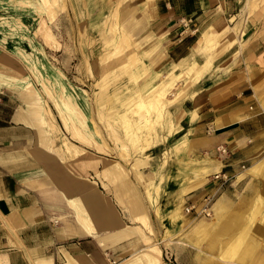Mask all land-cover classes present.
Returning a JSON list of instances; mask_svg holds the SVG:
<instances>
[{
  "label": "crops",
  "instance_id": "1",
  "mask_svg": "<svg viewBox=\"0 0 264 264\" xmlns=\"http://www.w3.org/2000/svg\"><path fill=\"white\" fill-rule=\"evenodd\" d=\"M45 2L51 18L75 21L82 45L94 44L86 53L103 57L106 49L107 59L123 61L114 75L102 74L95 92L146 102L163 95L158 110H146L150 118L165 105L166 121L159 143L145 153H137L138 143L129 153L96 148L90 101L76 96L88 91L35 40L54 47L60 60L64 45L49 26L38 25L31 36L22 7L20 43L0 53V76L8 80L0 84V264H168V254L184 264L183 252L205 240L209 252L199 264H264V251L251 257L260 244L253 233L264 234V166L256 175L246 171L264 161V0H68L66 10L64 0ZM189 18L185 29L181 20ZM57 20L62 35L67 27ZM120 136L128 141L124 129ZM220 172L235 176L231 185L212 179ZM251 185L260 190L256 219L226 196L240 197ZM220 194L223 209L213 206L214 218H201L188 240L173 242L193 217L185 204Z\"/></svg>",
  "mask_w": 264,
  "mask_h": 264
},
{
  "label": "rangeland",
  "instance_id": "2",
  "mask_svg": "<svg viewBox=\"0 0 264 264\" xmlns=\"http://www.w3.org/2000/svg\"><path fill=\"white\" fill-rule=\"evenodd\" d=\"M4 1H7L9 6H6L5 8L2 7ZM68 4V0H64V10H66ZM48 4L47 2H45V0H0V53L5 51L7 54H9L11 49H15L14 51H16V47L17 45H15V43H20V37L22 36V24H21V8L25 7V9H27V11H29V14L27 15L28 17V21H26L25 23H23V25L27 26V24L29 25V34L31 36H33V34L35 33L34 28H36L38 25L44 28H47V26H49L50 30L55 34L56 39L61 41V44L64 45V48L62 49V51H60V54L63 53V57L62 60L57 59L56 55H54L53 49L54 47L52 46H46L43 44V41L38 37L37 40H35L36 44H41L40 46H44V51L47 55V59L50 61V63H52L55 67L59 68L68 78V80L76 85L78 88L81 87L83 89H86L88 92L83 95L80 94H76L77 98L79 100H84V98L88 101H90V113L92 116V123L91 125L93 126V123L95 122L94 120L96 119V121L98 123H100L98 125L99 129H100V135L102 137L103 140L106 141L107 145L109 146V152L110 153H117V151H119V153H129V144H127L126 147L123 148V144H122V137L120 136V134L122 135L123 129H124V136L127 134H129V130L130 127L132 126V120L133 117L138 118L137 114L135 113H128L125 114L123 116H121L120 122H118L119 124L122 122L123 125L120 124V128H119V136L121 138V141H118V145L116 144V142L114 141V137L113 134L111 132V129L108 128L107 125H103L104 121L102 122V118L107 117L108 115L110 116H114L115 115H111L108 113L109 110V106H107L108 102H105L104 100L106 99V97L109 95L107 94L105 97L101 96L102 94H99V92H95L98 88L99 85L102 83V79H99L102 74H108L109 76H112L115 74V71L117 69L118 64H122L123 61L122 60H118V59H107L106 57H108V55H105V53H107V50L104 49L103 53V57L100 54V50L99 51H94V56L92 54H88L86 53V49L88 47H91V45H94L93 43H91V41L87 40L88 45H82L81 40L79 39L81 37V32L79 33V31H76V24L75 21L73 19H70L68 17V14H64L61 17L59 16V14H57L55 16V18H51V15L49 14V12H47L46 10L44 11V7H47ZM7 10V11H6ZM19 14H18V13ZM67 13V12H66ZM25 15V16H26ZM60 19L61 23L64 24L67 29L62 31V35H59V31L58 29H55V25L56 22L58 21L57 19ZM33 20H35L36 22L33 23ZM40 24H39V23ZM69 43H71V46L73 45L72 43H75L77 46L76 47H71L69 45ZM88 46V47H87ZM60 47L59 45H57V48ZM21 48L24 49L26 52H31V47L29 45V41L28 40H23L21 43ZM62 48V45H61ZM87 54V55H86ZM87 57L90 59V62H88ZM94 58V60L92 59ZM101 58L103 59V61L101 60ZM95 59H96V64H97V69L94 68V64H95ZM90 64L92 66V69L90 68ZM24 69H27L29 71V76L31 78V80L36 84L41 86V83L37 81L36 77L30 72V70L27 67H24ZM108 84V81L105 82V85ZM110 96L113 97H123L122 94H118V93H110ZM100 97V100H96L97 97ZM44 97H46L45 99L48 100V104L49 106H51V101L47 98V95H44ZM104 102V105L102 106L101 103ZM165 105L161 108L160 112L156 113H152L150 116V121L147 125V127H143L140 135H143L144 133L146 134L145 137L149 139V142L145 143L144 141H139L138 142V152L137 153H145L148 149H150L154 144L159 143L160 141V132L161 130H163L164 126H165V121H166V112H165ZM54 113V122L56 123H60L59 122V118L57 116V113L53 110ZM147 113V112H146ZM146 116H149V114H147ZM95 118V119H94ZM117 120V119H116ZM91 122V121H90ZM155 122V123H154ZM116 128L119 127V125L117 124L116 121ZM144 132V133H143ZM143 133V134H142ZM91 150L93 152L94 149L91 148ZM104 155H108V156H112L113 154L110 153H104L102 152ZM132 153V152H130ZM262 153H264V151H262ZM125 156L127 157L128 155L125 154ZM128 158V159H127ZM126 159H123L125 161L129 160L130 157H127ZM242 179V178H241ZM251 190L248 189V186L246 187V189L244 187H241L240 190H242V196H237L238 194L234 193L231 195L226 194V196L228 198H231L232 202H236V204L240 206H243V208H246L249 206V208H247V217L248 218H253L256 219L257 217L259 218L261 216L260 213H256L254 212L253 209V203L257 200V196L260 190L255 189L254 185H251ZM248 189V190H247ZM249 192L252 193L249 194ZM239 193V191H238ZM247 195L252 196V198L247 199ZM222 195H218L216 197H214V203L217 201L218 198H220ZM245 200V201H244ZM244 202V203H243ZM245 203H247V205H245ZM264 211V210H263ZM185 212V211H184ZM264 214V212H263ZM215 215H213L212 217H206V218H214ZM201 218L203 217H199V218H195L194 216L191 218L190 223L186 222V225L184 226L183 229H181V233L178 235H175L173 237V242L175 241H184V240H188V234L187 232H189L192 228V226L198 222ZM205 218V217H204ZM188 224V225H187ZM185 230V231H184ZM259 235L256 233H253V238H252V242L256 241H260V244H256L255 247L253 248L254 251L252 250L251 253H253L251 255V257L256 256L257 251H264V234L262 235L261 238L258 237ZM223 239H226V237H222ZM169 242V241H168ZM169 245H173L172 243H168ZM202 246H193V248H187L185 252H183L184 257L186 258V263L184 264H199V260L200 259H204V257L206 256L205 254L209 252L208 250V246L209 242L208 240L203 241V244H200ZM178 247H181L180 245H173L172 246V250L175 252L181 251V249H178ZM186 248V247H184ZM208 250V251H207ZM202 251H206L202 252ZM213 254H216V248L213 249ZM173 252V253H174ZM190 255V260L187 259L189 258ZM171 254H168V257L171 259H168V264H174L172 258H171ZM167 262V260H166ZM215 262H210V264H214Z\"/></svg>",
  "mask_w": 264,
  "mask_h": 264
},
{
  "label": "bare ground",
  "instance_id": "3",
  "mask_svg": "<svg viewBox=\"0 0 264 264\" xmlns=\"http://www.w3.org/2000/svg\"><path fill=\"white\" fill-rule=\"evenodd\" d=\"M2 5H3L2 7H4V8L6 6H9L7 1H4V3ZM19 15H23V14H21V12H20ZM34 57H35V59H37L39 57L38 53H35ZM50 76L47 75V78L54 80V78L52 76L51 77ZM5 79H6L5 77L2 79V77L0 76V84H1V82L5 83ZM6 83H8L7 79H6ZM28 86L31 87V84H28ZM114 90L116 91V89H114ZM106 95L107 94H104V95L102 94V95H100V97L101 96L105 97ZM110 95L111 94H109L104 101L108 102L107 106L110 107L108 110V113L111 115H115V117L108 115L103 120H104V124L107 125L109 129H111V132L113 134L114 141L116 142V144L118 145V141H121V138L119 136L120 132H119L118 128L115 127L116 121H117L116 119L123 116L124 111H126L127 114L128 113L137 114L140 124H134L130 127L129 134L125 138V139L128 138V141L122 140L123 148L127 146L126 143L132 144L133 147H135V145H137V143L139 141H142V140L145 143L146 142L148 143V140L146 139V137L141 138V135H140L142 128L147 127V125L150 121V118L148 116H146L147 114H149V113H146L147 112L146 107L149 106L150 108L153 107L151 109L158 110L163 105V103H162V101L164 100L163 95H155V96L151 97L147 102L142 101V100H138L137 96L135 94H132V93H128L127 95H125L124 97H121V98L120 97H113ZM100 97L98 96L96 98V100L97 99L100 100L99 99ZM101 105L103 106L104 102L101 103ZM134 107H136V108L134 109ZM93 124H94V126H93L94 132L91 135V138L93 140L92 142H93L94 146L96 148H98L99 150L101 149L102 146H105L106 149L108 147V150H109V146L107 145L106 141L102 139V137L100 135V129H99L98 125L96 124V122H94ZM107 152H109V151H107ZM261 166H264V161L260 164L253 165L252 167H250L246 171L252 172V173H254V175H256L255 172H257V170H255V169H258ZM211 172H213V171H211ZM249 187L250 186H248V189H249ZM223 203H224L223 197H221V198L217 199V201L214 203L213 206H215V207H217V209L221 210V209H223ZM210 256H211V254H210ZM213 258H215V256L212 255L211 259H213ZM226 258H229L228 254H226ZM223 263L224 264H242L241 262L229 261L227 259L223 260Z\"/></svg>",
  "mask_w": 264,
  "mask_h": 264
},
{
  "label": "built area",
  "instance_id": "4",
  "mask_svg": "<svg viewBox=\"0 0 264 264\" xmlns=\"http://www.w3.org/2000/svg\"><path fill=\"white\" fill-rule=\"evenodd\" d=\"M181 24L183 26V28H188L191 24H193V21L191 18L189 19H182L181 20ZM218 152H219V155L220 156H227L229 153H228V150L223 147V146H220L218 147ZM235 176L234 175H229L227 173H223V172H220V173H217V174H214L212 176V179L214 181H218L219 182V186L222 188V187H225L227 185H231V183L233 182ZM214 197L215 196H207L205 197L201 203H197V202H188L187 204H185V207H184V211L186 214H189V215H193L195 218H199V217H212L213 216V211H212V208H213V205H214Z\"/></svg>",
  "mask_w": 264,
  "mask_h": 264
}]
</instances>
